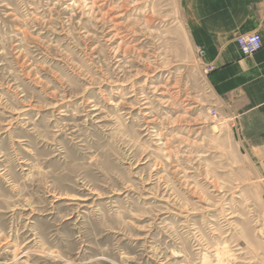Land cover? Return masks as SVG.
<instances>
[{
  "label": "rangeland",
  "instance_id": "1",
  "mask_svg": "<svg viewBox=\"0 0 264 264\" xmlns=\"http://www.w3.org/2000/svg\"><path fill=\"white\" fill-rule=\"evenodd\" d=\"M180 0H0V264H264V167Z\"/></svg>",
  "mask_w": 264,
  "mask_h": 264
},
{
  "label": "crops",
  "instance_id": "2",
  "mask_svg": "<svg viewBox=\"0 0 264 264\" xmlns=\"http://www.w3.org/2000/svg\"><path fill=\"white\" fill-rule=\"evenodd\" d=\"M184 25L203 50L207 79L239 137L264 159V0H180ZM259 32L261 49L243 55L236 35Z\"/></svg>",
  "mask_w": 264,
  "mask_h": 264
},
{
  "label": "built area",
  "instance_id": "3",
  "mask_svg": "<svg viewBox=\"0 0 264 264\" xmlns=\"http://www.w3.org/2000/svg\"><path fill=\"white\" fill-rule=\"evenodd\" d=\"M235 42L243 55H250L261 49L262 36L259 32H250L236 35ZM264 167V159L261 161Z\"/></svg>",
  "mask_w": 264,
  "mask_h": 264
}]
</instances>
